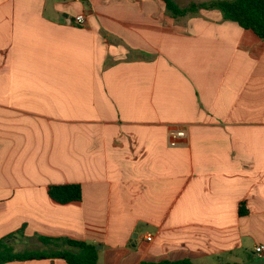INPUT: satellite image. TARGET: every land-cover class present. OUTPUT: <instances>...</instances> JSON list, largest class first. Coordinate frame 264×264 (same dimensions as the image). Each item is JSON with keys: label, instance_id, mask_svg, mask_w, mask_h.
Segmentation results:
<instances>
[{"label": "crops", "instance_id": "crops-1", "mask_svg": "<svg viewBox=\"0 0 264 264\" xmlns=\"http://www.w3.org/2000/svg\"><path fill=\"white\" fill-rule=\"evenodd\" d=\"M21 229L98 264H264V41L161 0H0V239Z\"/></svg>", "mask_w": 264, "mask_h": 264}, {"label": "trees", "instance_id": "trees-1", "mask_svg": "<svg viewBox=\"0 0 264 264\" xmlns=\"http://www.w3.org/2000/svg\"><path fill=\"white\" fill-rule=\"evenodd\" d=\"M161 1L164 2L167 11L173 17L193 14L201 9L219 10L225 20L235 22L243 29L253 31L264 41V0H211L202 3L192 2L186 7H180L174 0ZM48 195L59 204L80 201L82 198L81 186L72 183L51 185L48 188ZM22 235L23 230L21 229L0 239V264L41 259H62L67 264H98V253L95 246L85 241L39 236L38 240L42 245L51 247L49 251L33 248L17 251L13 246V241ZM159 264L192 263L183 260Z\"/></svg>", "mask_w": 264, "mask_h": 264}, {"label": "built area", "instance_id": "built-area-1", "mask_svg": "<svg viewBox=\"0 0 264 264\" xmlns=\"http://www.w3.org/2000/svg\"><path fill=\"white\" fill-rule=\"evenodd\" d=\"M77 26H82L85 23V16L83 14H79L74 17L72 21ZM186 138V131L184 128L172 129L169 133V145L171 147H175L180 145L183 140ZM146 239L150 241L152 239V235L148 234ZM264 252V246L259 245L255 248V253L257 255H261Z\"/></svg>", "mask_w": 264, "mask_h": 264}, {"label": "rangeland", "instance_id": "rangeland-1", "mask_svg": "<svg viewBox=\"0 0 264 264\" xmlns=\"http://www.w3.org/2000/svg\"><path fill=\"white\" fill-rule=\"evenodd\" d=\"M176 2L180 7H186L191 3L190 0H177Z\"/></svg>", "mask_w": 264, "mask_h": 264}]
</instances>
